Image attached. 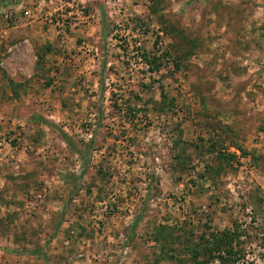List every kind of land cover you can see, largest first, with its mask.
Returning a JSON list of instances; mask_svg holds the SVG:
<instances>
[{
  "label": "rangeland",
  "instance_id": "obj_1",
  "mask_svg": "<svg viewBox=\"0 0 264 264\" xmlns=\"http://www.w3.org/2000/svg\"><path fill=\"white\" fill-rule=\"evenodd\" d=\"M0 84V264H264V0H0Z\"/></svg>",
  "mask_w": 264,
  "mask_h": 264
},
{
  "label": "crops",
  "instance_id": "obj_2",
  "mask_svg": "<svg viewBox=\"0 0 264 264\" xmlns=\"http://www.w3.org/2000/svg\"><path fill=\"white\" fill-rule=\"evenodd\" d=\"M29 33L30 32H28V30H26L25 28H23V29L22 28L21 29H17V28L12 29V31H10V32L9 31H3V35L5 34L4 36H7V35L10 36L9 41L11 42V43H8L7 45H5L6 51H5L4 55L8 53L7 54L8 55L7 61L8 60L13 61L14 63H16L15 61H17V60L22 61V59H21L22 55L21 54H22L23 48H25V49L27 48V44L29 43V40L27 38H24L21 36H28ZM12 36L14 38L11 41ZM15 36L19 37L18 42L16 41ZM19 40H22V41H19ZM10 44H12V45H10ZM38 56H40V55H38V54L34 55V59L36 60V64L40 61V58ZM3 62H5V61H3ZM34 63H35V61L33 62V65H34ZM4 71L8 74L11 73L10 71H8V69H5ZM28 77H29V80H31V82L29 83L30 84L29 86L35 87L36 85L39 84L38 79L32 78V76H30V75H28ZM0 87H2L1 84H0ZM4 88L6 91L5 96H8V97L4 98V101H8V98L13 96L12 95V93H13L12 88H15V87H13V85H10V83L7 82V85ZM27 93H28L27 96L33 97V95H32L33 92L31 91L30 88H29V90H27ZM0 97H1V95H0ZM0 101H2V98H0Z\"/></svg>",
  "mask_w": 264,
  "mask_h": 264
},
{
  "label": "trees",
  "instance_id": "obj_3",
  "mask_svg": "<svg viewBox=\"0 0 264 264\" xmlns=\"http://www.w3.org/2000/svg\"><path fill=\"white\" fill-rule=\"evenodd\" d=\"M64 140H66V139L64 138ZM64 142L66 143V145L68 144L66 141H64ZM232 241H233V234L223 235V240L219 239L214 250L216 252H218V254L222 252V253H227L228 255H232L231 254L232 250L229 248ZM40 256L37 254L34 255L35 258H40ZM232 256L236 257V255H232ZM41 258H43V257L41 256Z\"/></svg>",
  "mask_w": 264,
  "mask_h": 264
},
{
  "label": "built area",
  "instance_id": "obj_4",
  "mask_svg": "<svg viewBox=\"0 0 264 264\" xmlns=\"http://www.w3.org/2000/svg\"><path fill=\"white\" fill-rule=\"evenodd\" d=\"M11 16V15H10ZM6 19H9V15L8 16H6Z\"/></svg>",
  "mask_w": 264,
  "mask_h": 264
}]
</instances>
